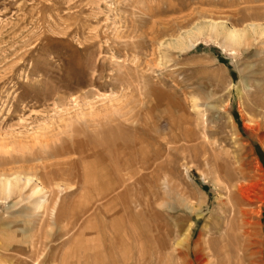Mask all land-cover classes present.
I'll list each match as a JSON object with an SVG mask.
<instances>
[{
  "label": "rangeland",
  "instance_id": "rangeland-1",
  "mask_svg": "<svg viewBox=\"0 0 264 264\" xmlns=\"http://www.w3.org/2000/svg\"><path fill=\"white\" fill-rule=\"evenodd\" d=\"M3 171L0 264H264V0H0Z\"/></svg>",
  "mask_w": 264,
  "mask_h": 264
},
{
  "label": "bare ground",
  "instance_id": "bare-ground-1",
  "mask_svg": "<svg viewBox=\"0 0 264 264\" xmlns=\"http://www.w3.org/2000/svg\"><path fill=\"white\" fill-rule=\"evenodd\" d=\"M258 28V27H257ZM251 29V28H250ZM252 30V29H251ZM226 32V31H225ZM254 33V32H253ZM258 33V32H257ZM260 34H261V32H260ZM258 35V36H261V35ZM226 35H227V37H229V39H231L232 41H234V42H241L242 41V38L245 36V32L244 31H240V30H238L237 28H235L234 26H232L231 27V29H229V30H227V32H226ZM147 151V150H146ZM59 156V155H58ZM12 176V175H11ZM19 176H21L20 174H17V175H15V176H13V177H10L9 175H7V172H5V171H3V172H0V191L1 192H4L6 195L8 194H11V192H12V190H13V188L15 187H17V184L20 182L19 181ZM31 179H33V178H30L29 176L27 177V183L26 184H28V182L30 183L31 182ZM38 179V178H37ZM40 180V179H39ZM38 180V181H39ZM54 182V181H53ZM19 187V186H18ZM34 189H35V192L36 193H42V192H44V190H45V188L42 186V185H40V184H38V185H36L35 187H34ZM47 189V188H46ZM21 192V191H20ZM46 192V191H45ZM45 192H44V194H45ZM47 193V192H46ZM21 194V193H20ZM48 194V193H47ZM4 195V194H3ZM42 196V195H41ZM35 200V199H34ZM40 200V199H39ZM47 201H48V198H47V196H46V194H45V196L42 198V200L38 203V206H39V208H43L45 205H46V203H47ZM37 205V204H36ZM38 208V207H37ZM45 208V207H44ZM249 216V215H248ZM250 217H252V216H250ZM242 222H244V221H242ZM249 225V224H248ZM247 225V226H248ZM247 230V229H246ZM245 230V231H246ZM250 232V231H249ZM234 233V232H233ZM209 235V234H208ZM184 237H183V239H188L189 238V236H190V229H189V227H188V229H186V231H184V235H183ZM222 241V240H221ZM243 254H245V252L243 253ZM242 257H243V255H242ZM250 257V256H249ZM246 258V257H245ZM251 258V257H250ZM215 262H217V261H215ZM249 262V261H248Z\"/></svg>",
  "mask_w": 264,
  "mask_h": 264
}]
</instances>
